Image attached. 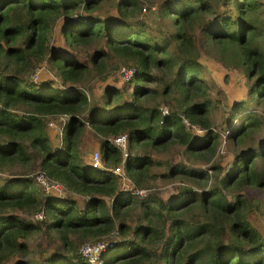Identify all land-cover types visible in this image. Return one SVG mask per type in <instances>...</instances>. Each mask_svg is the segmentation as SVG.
<instances>
[{
  "label": "trees",
  "instance_id": "1",
  "mask_svg": "<svg viewBox=\"0 0 264 264\" xmlns=\"http://www.w3.org/2000/svg\"><path fill=\"white\" fill-rule=\"evenodd\" d=\"M144 1L0 0V264H92L77 246L114 232L102 264H264V236L248 220L264 218V136L253 138L264 117V0H159L157 26L140 16ZM55 29L60 46L51 45ZM202 56L246 78L221 119L234 144L226 168L194 164L211 162L220 139ZM37 65L52 77L33 83ZM122 65L135 69L130 95L108 84L88 101V80ZM61 115L55 149L48 120ZM89 126L103 161L122 164L134 190L157 177L181 185L167 198L122 189L111 170L85 162ZM121 133L124 161L111 141ZM174 145L184 160L158 173L153 152ZM36 169L67 194L45 191ZM40 234L53 236L51 249L33 244ZM117 246L125 252L113 255Z\"/></svg>",
  "mask_w": 264,
  "mask_h": 264
},
{
  "label": "rangeland",
  "instance_id": "2",
  "mask_svg": "<svg viewBox=\"0 0 264 264\" xmlns=\"http://www.w3.org/2000/svg\"><path fill=\"white\" fill-rule=\"evenodd\" d=\"M159 0H145L144 2H142L144 4V6L148 7L147 10H142L141 9V14L140 16L142 18H144L146 20V22L150 25V26H157L159 24L158 23V17H157V7L154 4L155 2H157ZM109 3H111L109 1ZM107 3H103L101 6V9L99 12H103L105 10ZM113 5V4H112ZM149 9V10H148ZM155 28V27H154ZM62 42V37L60 35V32L58 29H55L52 35V39H51V45L53 46H57L54 45L55 43H61ZM58 46H60V44H58ZM203 58L201 59L203 66H204V72H203V79L204 80H210L213 82L212 86H211V91H212V96L213 98L216 100V108H213L212 110V117H213V122H214V127H216L217 129H219V134H220V139L219 142L217 144V150L214 154V157L212 158L211 162L208 163H202L201 161H197L194 164H198L201 167H204L208 164L214 163V162H222V167L226 168L228 166V164H230L231 160H232V155L234 154V144L231 141V139H229L230 137L228 136V134L230 133L229 129H227L226 131H222L221 128V119L223 118L224 115H226L229 112V106L230 104L233 102V100L238 97L241 96L243 97L246 91V78H244V76L242 75L241 72L239 71H234V70H227L225 67H223L221 64H217V62H214L213 60H211L208 57L202 56ZM46 65V64H45ZM33 72V71H32ZM39 76L37 80H33L31 78V76L29 75V79L33 82V83H39L45 79H48L50 77H52L51 73H49L47 71V69L42 68L39 72H38ZM188 75H185L183 80L187 79ZM55 79V78H54ZM56 81H58L57 79H55ZM37 81V82H36ZM121 79L119 73H118V69L115 70V72H112L106 76H103L101 78H91L90 80H88V82L86 83L85 89L88 95V101H92L93 99H101L102 96H104V89L106 85H115L118 87H121L122 89H124V94L123 97L130 95L132 88L134 86L133 82H129V81H124ZM218 87V89H217ZM222 89V90H219ZM163 107H168L165 102H163ZM260 108V106H259ZM257 108V113L261 114V110ZM238 109V108H237ZM241 108H239L238 110L240 111ZM241 112V111H240ZM166 114V113H165ZM66 119V115H61V116H57V117H50L48 121L52 120L55 125L57 126V131H53V133H51V143L53 145V143L59 144V141L61 140L62 137V130H63V123ZM234 123V122H233ZM188 126L190 125H195L193 123H191L190 121H188V123H186ZM196 128H193V133L195 134H200L202 131V128H200L199 126L195 125ZM90 127V126H89ZM87 127L84 132L82 133V138L84 139L82 144H81V148L83 150L84 153V160L86 163H90V156H91V152L94 150H99V146H98V140L96 138V136L94 134L95 131L90 127ZM48 128H50L48 126ZM97 135V134H96ZM262 136H264V117L262 118L261 121V127L260 129H257L254 131V141L261 139ZM98 137V135H97ZM252 143V142H251ZM255 143V142H254ZM55 144V146H57ZM119 152H121V150L115 146ZM57 147H55L56 149ZM126 149L128 151V146L126 145ZM181 147L178 146H171L168 149H164L161 150L159 152H153V154L155 155V157H157V159H160L162 161V165H157L154 167L155 171H157L158 173L163 172L166 170L165 164L171 161L168 160H174V161H179V160H184L183 158V154L181 152ZM128 156V154L126 155V157ZM187 163V162H186ZM108 165H110L108 163ZM117 165L113 166V168H116ZM251 166H255V162L251 163ZM124 171V170H123ZM6 173H2L1 175H6L8 173V170H5ZM35 174H37L38 170H34ZM119 179V185L121 188H126L128 185L131 186V182L128 179V177L126 176L125 172H124V177L123 178H118ZM213 177L212 178H208V180L206 181L207 184H212L213 182ZM181 185V182L176 178V177H171V178H163V177H157L156 179H152L149 182V185H147L144 188H139L136 190H134L133 192L136 194H146L147 192H156L158 193L161 197L163 198H167L171 193H173L174 191L177 190V188ZM41 186V185H40ZM244 192L247 195H254V190H251L249 188H245ZM62 194H67V192L65 190H63ZM258 195H261V192L258 193ZM137 196V195H135ZM80 199H83L82 196H79ZM248 220L251 223L252 226H254L255 228H257V230L264 236V218L256 215L253 212H250L248 214ZM48 237H53L51 234H40L38 239L36 241H33V244H42V249L44 247H48L49 249H51V242L53 241V239L49 240L50 238ZM111 238H113L114 240H116L118 238L117 234L114 232L113 234H110L109 236H105L103 239H107L110 240ZM85 242V241H83ZM82 242V243H83ZM80 245V244H79ZM77 246V250L78 253L79 252V248L80 246ZM111 249V248H110ZM107 250L104 253H107L110 251ZM35 253L38 255V249L35 248ZM125 252V248L122 246H117L114 247V250L112 251L113 255H116L118 253H123ZM103 257V256H102ZM89 261V260H88ZM92 264H95L92 261H89ZM103 263V261L101 262Z\"/></svg>",
  "mask_w": 264,
  "mask_h": 264
},
{
  "label": "built area",
  "instance_id": "3",
  "mask_svg": "<svg viewBox=\"0 0 264 264\" xmlns=\"http://www.w3.org/2000/svg\"><path fill=\"white\" fill-rule=\"evenodd\" d=\"M147 8L148 7L143 6L142 10L145 11V10H147ZM42 67H43V65L42 66L37 65L36 67H34L33 72L30 74V76L33 80L38 79V76H39L38 72L42 69ZM118 73H119L122 80L130 81L131 78L134 76L135 69L133 66L122 65L121 67H119ZM161 109H162L163 113H167L168 107L166 108V107H163V105H162ZM184 121H185V124L188 123L187 119H184ZM48 126L53 131L58 130L57 126L55 125V123L52 120L48 121ZM188 127H190L191 130L193 128H196L195 125H190ZM62 133H63V130H62ZM128 140L129 139H128V136L126 133L118 134V135L112 137V139H111L113 145L117 146L121 150V156H122L123 161L126 158V155L128 154V151L126 149V145L128 146ZM55 147H57L56 149H58V144ZM89 159H90V164L92 167L111 170L120 179L124 177L123 165L117 164L116 168H113L112 166H108L103 161L102 154H101L100 150L92 151ZM36 178H37L38 183L41 184L42 188L45 191L50 192V193L63 195L62 192L65 189H64V186L59 181L54 180V179H50L48 176L44 175L41 171L37 172ZM124 190H133L134 191V188L131 184V186L128 185L126 188H124ZM136 192H137V189H136ZM35 216L41 217L42 213L41 212L36 213ZM112 245H113V242L110 240H107V239H103V240L99 239V240H95V241H86L80 245L79 252L87 260L92 261L95 264H102L101 263L103 261L102 254L105 251H107L110 247H112Z\"/></svg>",
  "mask_w": 264,
  "mask_h": 264
},
{
  "label": "crops",
  "instance_id": "4",
  "mask_svg": "<svg viewBox=\"0 0 264 264\" xmlns=\"http://www.w3.org/2000/svg\"><path fill=\"white\" fill-rule=\"evenodd\" d=\"M55 144H56V143H53V146H54V147H55ZM56 145H57V144H56ZM77 197H79V196H77Z\"/></svg>",
  "mask_w": 264,
  "mask_h": 264
}]
</instances>
